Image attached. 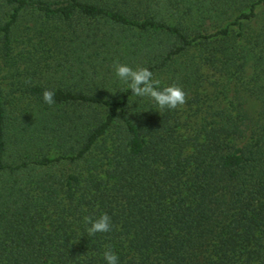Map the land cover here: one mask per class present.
I'll list each match as a JSON object with an SVG mask.
<instances>
[{
  "label": "trees",
  "instance_id": "trees-1",
  "mask_svg": "<svg viewBox=\"0 0 264 264\" xmlns=\"http://www.w3.org/2000/svg\"><path fill=\"white\" fill-rule=\"evenodd\" d=\"M116 61L187 102L134 95ZM104 213L111 231L89 234ZM109 248L264 264V0H0V264Z\"/></svg>",
  "mask_w": 264,
  "mask_h": 264
},
{
  "label": "clouds",
  "instance_id": "clouds-1",
  "mask_svg": "<svg viewBox=\"0 0 264 264\" xmlns=\"http://www.w3.org/2000/svg\"><path fill=\"white\" fill-rule=\"evenodd\" d=\"M116 76L120 81L131 89L132 93L138 97H149L160 107V109H176L187 102V94L178 84H171L167 87L160 88V81L153 79V73L146 67L137 66L133 68L127 64L116 61L113 65ZM55 93L52 90H45L43 100L45 103L52 105L55 103ZM85 222L91 226L88 228L89 234L98 232H109L112 228L111 217L104 213L93 219L86 216ZM104 259L107 264H118L119 257L109 248L104 253Z\"/></svg>",
  "mask_w": 264,
  "mask_h": 264
},
{
  "label": "rangeland",
  "instance_id": "rangeland-1",
  "mask_svg": "<svg viewBox=\"0 0 264 264\" xmlns=\"http://www.w3.org/2000/svg\"><path fill=\"white\" fill-rule=\"evenodd\" d=\"M211 73H210V71H207V75H210ZM195 111L194 110H189V108L188 107H183V109H182V117H183V119H184V122H188V121H190L191 122V120H189L190 118V116H192V114L194 113ZM185 118H187V119H185ZM189 118V119H188Z\"/></svg>",
  "mask_w": 264,
  "mask_h": 264
}]
</instances>
